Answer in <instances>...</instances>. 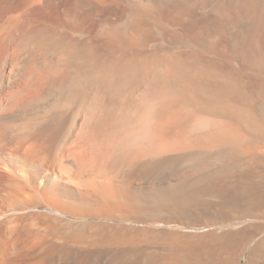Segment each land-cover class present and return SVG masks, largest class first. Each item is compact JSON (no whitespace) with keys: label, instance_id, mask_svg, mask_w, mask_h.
<instances>
[{"label":"bare ground","instance_id":"bare-ground-1","mask_svg":"<svg viewBox=\"0 0 264 264\" xmlns=\"http://www.w3.org/2000/svg\"><path fill=\"white\" fill-rule=\"evenodd\" d=\"M233 205L264 217V0H0V264H237L254 224L170 227Z\"/></svg>","mask_w":264,"mask_h":264},{"label":"rangeland","instance_id":"rangeland-1","mask_svg":"<svg viewBox=\"0 0 264 264\" xmlns=\"http://www.w3.org/2000/svg\"><path fill=\"white\" fill-rule=\"evenodd\" d=\"M241 162V166L244 165V157L241 156V159L239 160ZM242 206L240 205H233L229 208L227 215H225L222 218H207L203 219L200 217L192 219V224L189 226L183 227L185 224L184 223H178L175 225L170 226L171 229L174 230H179L181 232L184 231V233L188 234H194L197 235L201 232H205L208 230H215L213 235L219 236L221 234V231L223 229H233V228H238L240 225L244 224H249L251 225L254 224V229L252 230V235L249 234L246 237L245 240V245L246 249L242 257H237L238 259L236 260L237 264H245L249 257H250V252L253 250L255 244H257L260 239L264 236V217L263 218H258L256 215H248L245 212H242ZM257 218V219H256ZM189 227V228H188ZM225 227V228H224ZM219 229V230H218ZM218 230V232H217ZM221 230V231H220ZM257 233V234H256ZM183 236H176L175 234L172 236V240L176 242V239L183 240L181 238ZM195 237V236H194ZM178 241V240H177Z\"/></svg>","mask_w":264,"mask_h":264}]
</instances>
